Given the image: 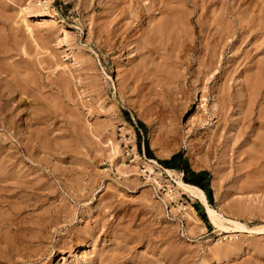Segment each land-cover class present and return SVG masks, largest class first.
<instances>
[{
  "label": "rangeland",
  "instance_id": "1",
  "mask_svg": "<svg viewBox=\"0 0 264 264\" xmlns=\"http://www.w3.org/2000/svg\"><path fill=\"white\" fill-rule=\"evenodd\" d=\"M263 1L163 0L174 26L125 41L134 19L117 13L148 0H0V264H264V154L249 144L264 120ZM221 8L224 41L232 8L253 43L203 38ZM212 51L219 69L195 82ZM177 151L207 171L221 226L157 162Z\"/></svg>",
  "mask_w": 264,
  "mask_h": 264
},
{
  "label": "bare ground",
  "instance_id": "2",
  "mask_svg": "<svg viewBox=\"0 0 264 264\" xmlns=\"http://www.w3.org/2000/svg\"><path fill=\"white\" fill-rule=\"evenodd\" d=\"M116 1V0H115ZM122 1V0H121ZM124 1V0H123ZM137 1V0H136ZM166 1V0H165ZM126 2V1H125ZM264 2V1H263ZM123 3V2H122ZM135 3V2H134ZM167 4H168V2H166ZM166 3H163V0H159V3H156L155 2V0H148V2H147V4H144V5H139V7H137V8H127V9H123L122 11H119L117 14H119V16H121V15H125L124 17H131V18H133L134 19V22H132L133 23V26L132 25H129V24H125L124 25V28L122 29V31H121V34H122V36L121 37H119V39L120 38H122V40H129L130 39V37H132L133 35H134V28H136V27H141L142 28V26L146 23L147 25V28H146V32H148L147 31V29L148 28H153L152 30L153 31H161V29L162 28H164L165 26H167L168 27V29H170L169 28V26L168 25H171L172 23H174V20H175V17L173 16V11H169V9H167L166 8ZM115 4V3H114ZM245 8V7H244ZM115 9V8H114ZM216 9V8H215ZM171 10V9H170ZM233 9L231 8L229 11H228V13L230 14V15H232V16H234V18L236 19V22H237V27H234V26H232V32H230L231 33V35H229L228 37H227V39L230 37L231 38V40H230V43L231 44H234V46H233V48L232 49H234L236 46H235V44L237 45L238 43H240V44H242L243 42H245V40H246V44L248 43V44H250V43H253V42H251V41H253L252 39L253 38H255V35L256 34H254V33H252L251 35H250V31H249V29H251V28H249L248 26V28H246V24L248 25V20L247 21H244L245 19H244V17L243 16H241L242 14H239V15H237L236 14V12H233L232 11ZM235 10V9H234ZM111 11H113L112 9H111ZM188 11V10H187ZM186 11V13L184 14L185 15V18H184V20L185 21H190L191 20V17H190V13L189 12H187ZM236 11V10H235ZM115 12V11H114ZM214 12H216V14L215 13H213V15H214V18H212L213 16H211V18L212 19H214V26H212V28L211 29H208L206 32H205V34L203 33V38L205 39H212V43H214V47L216 48L218 45L220 46V45H222V44H224L225 46H226V44H228L229 42L228 41H224V35H225V32H226V29H224V27L222 26V20L224 19V12H223V10H222V8L220 9V10H216V11H214ZM245 12V11H244ZM243 12V13H244ZM248 13H249V11H247ZM246 12V13H247ZM241 13H242V11H241ZM115 14V13H114ZM116 14V15H117ZM160 15L161 14V16L163 17L161 20L158 18V21L159 22H157V23H155L154 24V22H156V16L157 15ZM113 15V14H112ZM202 15V14H201ZM246 15H249V14H246ZM255 15V14H254ZM252 17V16H251ZM255 17V16H254ZM260 17V16H259ZM114 18V17H113ZM248 18V17H247ZM130 19V18H129ZM164 19V20H163ZM251 19H253V18H251ZM120 20V19H119ZM128 20V19H127ZM178 20V19H177ZM250 20V19H249ZM259 20H260V18H259ZM262 21V20H261ZM260 21V22H261ZM110 22V21H109ZM112 22V21H111ZM118 22V21H117ZM211 22H212V20H211ZM244 22H245V24H244ZM126 23V22H125ZM209 23H210V21H209ZM225 23V22H224ZM231 23V22H230ZM252 23V22H251ZM117 24H119V23H117ZM153 24V25H152ZM120 25V24H119ZM206 25V24H205ZM210 25V24H209ZM224 25V24H223ZM113 26H115V25H113ZM171 26H174V25H171ZM258 26H260L259 27V31H260V35L261 34H263L264 33V24H262V22H261V24L260 25H258ZM251 27V26H250ZM207 28H208V26H207ZM253 28V27H252ZM151 29H149V30H151ZM141 30V29H140ZM139 31V30H138ZM203 31V30H202ZM229 31V30H228ZM136 32V31H135ZM255 32V31H254ZM149 33H150V31H149ZM149 33H148V35H149ZM228 34V33H227ZM254 34V35H253ZM147 35V34H146ZM227 36V35H226ZM234 36L236 37V38H234ZM257 36V35H256ZM224 38V39H223ZM245 38H247V39H245ZM207 40V41H208ZM226 42V43H225ZM242 42V43H241ZM129 43V42H128ZM229 43V44H230ZM142 46V45H141ZM218 49V48H217ZM216 51V50H215ZM206 57H201L200 59L201 60H199L198 59V64H199V66L201 67V69L195 74L194 73V75H195V82H199V80L201 79L200 78V75L202 76V77H205L206 75H208V77H209V73L208 72H213V71H215V70H217V69H219L218 67H217V65H216V61H217V59H218V54L216 53V52H214V51H212L210 54H208V55H205ZM199 58V57H198ZM259 62V61H258ZM260 68V67H259ZM262 68H264V66H263V64H262ZM250 69V67H247L246 65L244 66V68L243 69H241L240 70V72H246V71H248ZM207 72V73H206ZM263 72V71H262ZM212 74V73H211ZM240 74H243V73H238V75L240 76ZM258 74V73H257ZM260 74V73H259ZM244 75H245V73H244ZM249 76V75H248ZM254 76H257V75H253L252 77H254ZM207 77V78H208ZM262 77V76H261ZM255 78H257V77H255ZM258 78H259V76H258ZM250 79V80H249ZM249 80V81H248ZM248 80H244L243 81V83L241 84V86L243 87V89H245V91H248L247 92V96H248V98L249 99H251V101H252V98L255 96V93H257L256 92V90L255 89H257V90H259L258 88H260V87H258V88H256L257 87V79H254V80H252L251 78H248ZM201 81V80H200ZM207 81V80H206ZM246 81L248 82V83H246ZM202 86V85H201ZM200 87V86H199ZM205 85H204V89H205ZM202 88V89H203ZM258 92H260V91H258ZM264 92L262 91L261 93H260V96L264 99V94H263ZM257 94H259V93H257ZM258 96V95H257ZM249 101V100H248ZM264 101V100H263ZM216 102H219V99H217L216 98ZM262 105V104H261ZM262 107V106H261ZM260 108V107H259ZM261 110V109H260ZM262 110L263 111H261V112H263V114H264V105H263V107H262ZM220 113V111H219V109H217V111H216V114L218 115ZM262 114V116L264 117V115ZM261 116V117H262ZM247 117V116H246ZM256 129H258V130H256ZM256 129H254L253 130V132H252V138L249 140V144L251 145L250 146V148H253V147H258L255 151L258 153V152H260V153H258V154H260V157L262 158V155L264 154V132H262L261 133V131L262 130H264V120L263 121H261L260 122V124L259 125H257V127H256ZM254 149V148H253ZM254 151V150H253ZM262 154V155H261ZM258 156L259 155H257V157H255V158H257L258 159ZM259 157V158H260ZM259 161V160H258ZM257 161V162H258ZM178 185L183 189V190H185V192H187V193H189L191 196H194V197H196L199 201H200V203L202 204V206L205 208V212H206V215H207V217H208V219L212 222V223H214L215 225H218V227L219 226H221L222 225V222L223 221H225L226 220V218H224L221 214H219L215 209H213L212 207H210L209 205H208V203H207V201H206V197H205V195H204V192L199 188V187H197V186H194V185H191V184H188V183H185V182H183L182 180H179L178 181ZM196 219V221H199L197 218H195ZM230 222H232V221H230ZM234 225H236V227L237 226H239V225H241V224H238L237 222H232ZM240 227V226H239ZM97 253V252H96ZM97 256V255H96ZM100 256V255H99ZM83 258V257H82ZM14 259H15V257H14ZM86 260V259H85ZM13 261V260H12ZM80 262V261H79ZM84 262V261H83ZM82 262V263H83ZM79 264V263H78Z\"/></svg>",
  "mask_w": 264,
  "mask_h": 264
},
{
  "label": "trees",
  "instance_id": "3",
  "mask_svg": "<svg viewBox=\"0 0 264 264\" xmlns=\"http://www.w3.org/2000/svg\"><path fill=\"white\" fill-rule=\"evenodd\" d=\"M124 118L126 119V121L129 122V119L127 118L126 115L124 116ZM136 124L142 129L143 132L145 131V126L143 125V123H141L140 121H136ZM135 135L137 138L136 144L138 146L139 145V131L136 130ZM145 144H146L145 145L146 146V154L149 157H152V153L148 149L147 143H145ZM157 162L164 167L177 168L182 173L183 182L195 185V186L199 187L202 191H206L208 196L210 195V190L206 189V187H207V185H206L207 171H205V170H198V171L192 170L189 167L187 161H185L183 159L181 151H177L175 153H172L168 158L157 159Z\"/></svg>",
  "mask_w": 264,
  "mask_h": 264
},
{
  "label": "built area",
  "instance_id": "4",
  "mask_svg": "<svg viewBox=\"0 0 264 264\" xmlns=\"http://www.w3.org/2000/svg\"><path fill=\"white\" fill-rule=\"evenodd\" d=\"M121 154L124 155V160L126 161V165L133 167L136 163V157L138 156L137 151L135 150V147L133 148H127V147H123V149L121 150Z\"/></svg>",
  "mask_w": 264,
  "mask_h": 264
}]
</instances>
